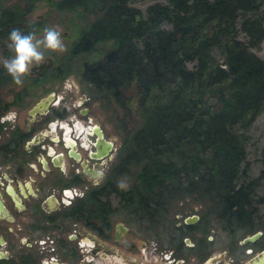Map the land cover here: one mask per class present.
I'll return each mask as SVG.
<instances>
[{
	"label": "trees",
	"instance_id": "1",
	"mask_svg": "<svg viewBox=\"0 0 264 264\" xmlns=\"http://www.w3.org/2000/svg\"><path fill=\"white\" fill-rule=\"evenodd\" d=\"M134 1L0 0L2 57L11 56L13 28H43L45 12L30 14L45 6L68 39L45 73L73 74L113 107L120 174L137 188V204L152 193L211 195L226 217L233 204L262 202L251 196L264 175V145L251 177L246 144L264 109V55L254 51L264 39V0H153L143 8ZM12 81L0 64V83ZM159 186L166 190H149ZM233 211L247 217L239 205Z\"/></svg>",
	"mask_w": 264,
	"mask_h": 264
},
{
	"label": "flooded vegetation",
	"instance_id": "2",
	"mask_svg": "<svg viewBox=\"0 0 264 264\" xmlns=\"http://www.w3.org/2000/svg\"><path fill=\"white\" fill-rule=\"evenodd\" d=\"M45 71L18 88L0 83L9 90L5 98L0 89V117L16 113L0 122V264H264L262 202L233 204L226 217L211 195L152 193L137 204L135 186L118 187L120 140L95 116V102L84 90L73 101L56 95L62 80ZM24 106L22 121L15 108ZM182 198L195 206L175 205ZM236 205L247 217L236 216Z\"/></svg>",
	"mask_w": 264,
	"mask_h": 264
},
{
	"label": "rangeland",
	"instance_id": "3",
	"mask_svg": "<svg viewBox=\"0 0 264 264\" xmlns=\"http://www.w3.org/2000/svg\"><path fill=\"white\" fill-rule=\"evenodd\" d=\"M153 0H136L132 3V5L143 8L146 4L151 2ZM41 12H45L44 22H43V28L39 30V32L35 33L36 38L39 39L43 35V30L48 27H55L58 31L61 32L62 38L65 44V48L68 44V39L65 36L66 32L63 29V26L59 24V16L54 12H49L45 6H40L35 8L31 14V18H37L39 17ZM43 50V49H41ZM45 52V55H50L53 57L52 53H49L47 50H43ZM254 51L259 55H264V39L261 41L260 46L258 49H254ZM12 55V53H11ZM4 57H2L1 53V46H0V64H2ZM62 81L56 82L53 84L52 87H54V92L56 95L65 93L70 101H73L76 96L81 95V92H83L81 81L78 77H76L73 74H67L65 77L60 78ZM59 79V80H60ZM14 82V81H12ZM8 86V85H7ZM16 87L18 88L19 85L16 84ZM0 89H7V94L4 96L5 98L9 97V90L8 87L5 88L3 86ZM41 89V88H40ZM38 90V95L43 94L45 91ZM37 94L33 95L31 98H29V101L25 104L28 106L31 104V102L38 96ZM90 101H94L96 104V108L94 109L95 116L100 119L103 123L105 128L108 130V135L111 136L116 141H121V129L118 126V123L114 120V115L112 113V106H101L99 104V100L96 98H92L89 96ZM15 110L18 112L20 120L23 121V116L25 115V106L23 108H15ZM248 134V143L246 144V160L247 164L250 166V170L248 171L249 175L251 177H256L259 174V169L261 166L260 163V149L264 145V109L255 117L252 124L247 130ZM121 183H124L126 187L129 185L130 180L128 178V173L125 174V176H121ZM258 182V185L256 187V195L258 197H263V201L260 205L261 211L264 212V175L260 178L256 179ZM195 199H180L177 201L175 205H181L183 210H191L193 206H195ZM178 207L177 209H179ZM264 216V215H263ZM129 226L132 225V223L128 224ZM132 227V226H131ZM138 233H141L138 231ZM220 233H223L222 230Z\"/></svg>",
	"mask_w": 264,
	"mask_h": 264
},
{
	"label": "clouds",
	"instance_id": "4",
	"mask_svg": "<svg viewBox=\"0 0 264 264\" xmlns=\"http://www.w3.org/2000/svg\"><path fill=\"white\" fill-rule=\"evenodd\" d=\"M8 40V48L12 55L3 59L2 64L17 85L23 83V78L30 73L33 66L45 60L43 50H47L49 53H60L65 50L62 34L55 27L45 28L39 39L36 38L34 32L25 34L21 29L13 28L9 33ZM15 120V112H9L0 117V122H14ZM118 187L123 189L126 185L120 183Z\"/></svg>",
	"mask_w": 264,
	"mask_h": 264
},
{
	"label": "water",
	"instance_id": "5",
	"mask_svg": "<svg viewBox=\"0 0 264 264\" xmlns=\"http://www.w3.org/2000/svg\"><path fill=\"white\" fill-rule=\"evenodd\" d=\"M52 60H53L52 56H50V55H45V60L42 61V62H40L38 65L33 66V67L31 68L30 72H33V73H35V74L42 73L43 71L46 70V68H48V67L51 65ZM49 98H50V95H48L46 98H42V99L38 100V101L36 102V104L33 106V109H31V110L38 109V108H39V105H40L41 107H44V106L46 105L47 100H48ZM186 220H188V219L186 218ZM254 235H255V233L252 234L251 236L247 237V238H252Z\"/></svg>",
	"mask_w": 264,
	"mask_h": 264
}]
</instances>
